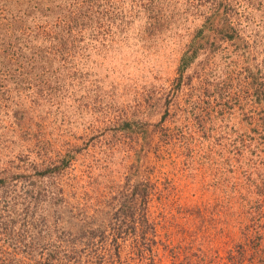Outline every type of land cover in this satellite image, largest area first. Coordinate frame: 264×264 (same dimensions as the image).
Wrapping results in <instances>:
<instances>
[{
    "label": "rangeland",
    "instance_id": "374dc122",
    "mask_svg": "<svg viewBox=\"0 0 264 264\" xmlns=\"http://www.w3.org/2000/svg\"><path fill=\"white\" fill-rule=\"evenodd\" d=\"M0 264H264V0H0Z\"/></svg>",
    "mask_w": 264,
    "mask_h": 264
},
{
    "label": "trees",
    "instance_id": "16d2710c",
    "mask_svg": "<svg viewBox=\"0 0 264 264\" xmlns=\"http://www.w3.org/2000/svg\"><path fill=\"white\" fill-rule=\"evenodd\" d=\"M55 169H56V168H54L53 166H52V167L50 166V167L47 169L46 173H49V174H50V173L53 172V170H55ZM144 189L147 191L146 188H144ZM137 190H138V189H136V191H137ZM136 191H135V192H136ZM135 194H136V193H135ZM130 207H131L130 210H133V211L136 210V207H135V206L130 205ZM251 233H252V232H249V231H248V232L245 234V235H247L246 237L250 236ZM262 239H263V238H260L259 242H261Z\"/></svg>",
    "mask_w": 264,
    "mask_h": 264
}]
</instances>
